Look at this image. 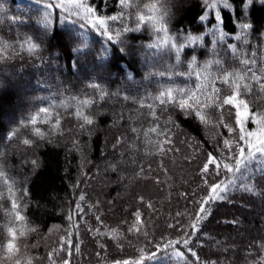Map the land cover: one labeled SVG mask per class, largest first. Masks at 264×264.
<instances>
[{
	"label": "trees",
	"instance_id": "obj_1",
	"mask_svg": "<svg viewBox=\"0 0 264 264\" xmlns=\"http://www.w3.org/2000/svg\"><path fill=\"white\" fill-rule=\"evenodd\" d=\"M52 2L0 0V264H264V157L223 104L264 123V0Z\"/></svg>",
	"mask_w": 264,
	"mask_h": 264
},
{
	"label": "snow or ice",
	"instance_id": "obj_2",
	"mask_svg": "<svg viewBox=\"0 0 264 264\" xmlns=\"http://www.w3.org/2000/svg\"><path fill=\"white\" fill-rule=\"evenodd\" d=\"M54 6L56 9L63 11L67 14L78 16L81 20H92L93 17L95 16L94 10L92 9V7L90 5L85 4L83 0H59V3H57L56 0H53L52 3H49L46 5V7L49 9L53 8ZM111 19L114 21L117 19V17L113 16L111 17ZM140 19L143 20L144 18L140 17ZM93 27H99L103 29V31L107 34V39L110 42L114 39L113 35L108 33V28H107V25L104 19L95 17V22L93 23ZM157 31H159V29H157ZM118 37H119V33H117V39ZM120 43L122 44L123 42L120 41ZM121 51H123V48H121ZM226 79L227 78L225 77V80ZM214 91H218V89H214ZM168 94L171 95V92H169ZM235 100H236L235 96H230L223 100V104H232L238 109L236 116H237V124L240 125L239 139L241 141H245L249 149L247 160L251 161V160L257 159L258 157H264V123L260 124V128L258 132L257 131H247L246 128L244 127V124L246 122L247 113L239 111L240 104H243V101H241L240 104H236ZM181 103L183 104V102ZM244 107L246 108L247 105H244ZM43 111H46V110H43ZM197 114L199 113L197 112ZM262 120H264V117H262ZM87 123L90 124L92 123V121L87 120ZM25 143H27V141H25ZM225 144H228V141H225ZM246 166H247V161H245V150H244V147H240L239 148V160L237 162L236 169L234 170L228 164H225L224 168L228 172H234V171H239L241 167H246ZM217 167H219V165H217ZM204 171L205 172L208 171L207 166L205 167ZM227 191H228L227 186L221 187L219 183H216L211 188V192L214 193L215 195L209 197V199L223 200L226 198ZM221 193H224L225 195H221ZM81 199H83V197H81ZM204 203H207V201H204ZM200 211L203 212L204 208L201 207ZM20 218L23 219L22 217ZM197 223H199V218H197ZM192 227L196 228V224H193ZM176 243H180V241H176ZM183 243L187 244L188 241L184 240ZM8 247L11 249L13 245L9 244ZM192 255L195 256L196 255L195 252H192Z\"/></svg>",
	"mask_w": 264,
	"mask_h": 264
}]
</instances>
